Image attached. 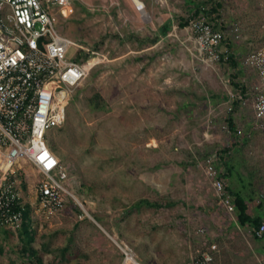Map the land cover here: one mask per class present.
<instances>
[{
	"label": "rangeland",
	"instance_id": "374dc122",
	"mask_svg": "<svg viewBox=\"0 0 264 264\" xmlns=\"http://www.w3.org/2000/svg\"><path fill=\"white\" fill-rule=\"evenodd\" d=\"M41 1L56 30L82 47L91 64L70 96L63 124L48 135L66 167L65 186L77 200L66 197L58 210H37L41 175L27 165L21 188L32 240L25 244L20 227L0 228V264H121V243L140 264H192L203 252L212 256L211 264H259L251 250L264 245V237L255 239L252 227L238 224L236 211L221 203L204 170L206 154L229 145L222 128L229 100L220 95L236 91L235 82L255 84L253 70L230 62L207 65L191 56L186 40L176 35L180 18L192 17L183 0L169 6L144 0L141 10L132 0ZM260 1L227 0L214 14L222 18L238 62L264 44ZM169 13L175 28L154 44L147 41L157 34L158 16L165 20ZM234 21L241 28L235 42L229 39ZM247 103L231 113L247 122V138L238 139L244 142L238 167L264 194V119L256 125ZM242 180L233 182L241 187ZM257 202L258 194L251 211Z\"/></svg>",
	"mask_w": 264,
	"mask_h": 264
},
{
	"label": "built area",
	"instance_id": "2783aa9c",
	"mask_svg": "<svg viewBox=\"0 0 264 264\" xmlns=\"http://www.w3.org/2000/svg\"><path fill=\"white\" fill-rule=\"evenodd\" d=\"M68 1L53 3L66 5ZM225 1L210 0L213 5ZM260 4L264 5V0ZM143 7L136 5L138 10ZM209 7L210 4H202L185 26L192 34L195 56L207 65L228 62L231 50L223 42L227 31L222 18L209 13ZM229 31L233 39L239 38L240 24L234 21ZM82 49L56 30L55 20L41 0H0V228L17 227L22 220V210L28 203L22 194L21 180L27 165L41 175L34 195L37 210H58L66 197L77 200L65 186L68 173L50 148L48 135L63 124L70 96L91 68L83 60ZM241 64L253 70L256 81L245 92L236 88L230 92L228 112L233 113L236 107L246 106L251 100L257 125L264 119V44L249 51ZM222 128L230 133L226 120ZM236 134H242L240 127ZM204 167L221 203L228 211H234L231 194L225 190L212 155L204 157ZM250 232L263 238L264 218ZM118 246L121 264H140L131 247L124 243ZM211 261L212 256L203 252L192 264ZM260 264H264V259Z\"/></svg>",
	"mask_w": 264,
	"mask_h": 264
},
{
	"label": "trees",
	"instance_id": "16d2710c",
	"mask_svg": "<svg viewBox=\"0 0 264 264\" xmlns=\"http://www.w3.org/2000/svg\"><path fill=\"white\" fill-rule=\"evenodd\" d=\"M202 4H205V5L210 4V7L208 8V12L211 14H215V15H218L222 7V4L220 3L213 5L210 2V0H206L205 2L200 3V4L195 3L191 16L196 15L200 11V7L202 6ZM181 19L182 18H180V22H178V25L180 27L187 25L188 23L187 19H183V20ZM171 26H172V22L170 20L164 22L160 26L157 34L155 33L152 38H149L146 40L151 43H155L161 36L165 35L171 29ZM223 42L231 48V46L229 45V43L226 42V40H224ZM228 62H230L234 66L236 65L237 60L235 59V56H233V53H231V56ZM233 84L236 89H239L242 92H245L248 89L247 86L245 87L242 84H239L236 82ZM226 121L230 128L229 135L233 138V140L229 142L228 147H225L219 150L216 149L214 152H210L209 154L212 155L214 158V163L219 170L221 179L224 182L225 190L231 194V198H232L231 200L234 205V210L236 211V217H237L238 224L241 226L248 225L250 227H256L260 224V222L264 218V194L260 191L258 192L256 191V187H258L259 184L256 183L255 181L253 182V177L251 176L245 177V175L241 173V168L238 167V165H240L239 164L240 161H238L239 157H237V154L240 153V151L242 150V146L244 144L242 140L239 141L238 139L247 138L245 131L242 132L240 136L236 134V130L238 126H237L236 120L232 117L231 113L226 118ZM49 146H51L50 143H49ZM50 148H53V146ZM209 154H206V155H209ZM235 177L237 179L243 178L241 182L242 183L241 187L234 184L233 179ZM238 181H241V180H238ZM243 182L245 183V185H247V187H249V189H246L247 187L243 185ZM232 188L236 189V191L234 192ZM257 194L259 197V202H257L258 204L254 205V208L251 211L249 208V203L254 204L253 203L254 196H256ZM139 203L146 204L148 206H154V207L162 206L161 203L150 202L146 199L139 200ZM28 209L29 208L27 207V204H26V208L22 210V220L20 224L17 226V227H20L21 229V235H23L26 238L25 244L27 246L31 243V240H32V234L31 232H29V228L27 226V220L30 218ZM254 238L259 239V237L257 236H254ZM23 248L26 250L25 245L23 246ZM28 254L34 256L35 250L31 248L28 251Z\"/></svg>",
	"mask_w": 264,
	"mask_h": 264
},
{
	"label": "crops",
	"instance_id": "0c3cea01",
	"mask_svg": "<svg viewBox=\"0 0 264 264\" xmlns=\"http://www.w3.org/2000/svg\"><path fill=\"white\" fill-rule=\"evenodd\" d=\"M142 3H143V5L144 6H146V2L144 1V0H140ZM173 2H178L177 0H163V2H161V3H165V5H167V6H169V5H171V3H173ZM134 3V2H133ZM185 3V7H186V13H188V14H192V12H193V9H194V6H195V3H197L196 1H192V0H183L182 1V4H184ZM135 4V3H134ZM197 4H200V3H197ZM161 5V4H160ZM162 5H164V4H162ZM136 6V5H135ZM151 9L153 10V11H155V12H158V13H160V11L159 10H157V6H152L151 7ZM156 9V10H155ZM158 18H160V19H162V22H160L159 23V25H158V28H157V30H159V28H160V26L164 23V22H166V21H171L172 22V26H171V29H173V28H175L174 27V24L175 23H173V17L171 16V13H169L168 14V16L165 18V20H163L164 19V17H161V16H158ZM178 25V24H177ZM176 25V26H177ZM186 26V25H185ZM170 29V30H171ZM185 29H187L186 27H181V29H180V32H176V35L177 36H180V38L182 39V41L183 40H186L185 41V43H184V46H185V48L186 49H188V51H190L191 52V56H193V57H195V59H196V56H195V51H194V48H193V41H192V34H189V35H187V36H185L184 35V32H186L185 31ZM168 31L165 35H163V36H161L158 40H160V39H162V38H165L167 35H169V32H171V31ZM158 32V31H157ZM184 35V37H182ZM231 41H234L235 42V39H233V37L232 36H230V38H229ZM157 40V41H158ZM187 40L189 41V42H191V44H192V47H191V49L190 48H188L187 47ZM152 44H154V43H152ZM230 46H232V44H229ZM239 51H241V50H239ZM233 53V52H232ZM236 54V56L238 55V56H241V54L239 53V52H236L235 53ZM186 55H188L187 53H186ZM236 60H237V63H239L240 65H241V67H243L242 66V64H241V60L239 59V62H238V59L236 58ZM200 61V60H199ZM201 62V61H200ZM251 87V86H250ZM249 87V88H250ZM220 98L221 99H224V100H229V97L227 96V95H225V94H223V95H220ZM232 117L236 120V123H237V126L238 127H240L242 130H243V132L246 130V126H247V122H244L246 125H244L243 124V122H241V121H243L242 120V116H241V113H239L238 115H232ZM243 124V125H242ZM229 137H230V140H229V142H231L232 140H233V138L230 136V135H228ZM208 180H209V178H208ZM252 252V254H254V256H256V258H257V260H258V262H259V264H260V260H263L264 259V245H260V244H256L255 245V247L251 250ZM262 257V258H261Z\"/></svg>",
	"mask_w": 264,
	"mask_h": 264
},
{
	"label": "water",
	"instance_id": "95a60500",
	"mask_svg": "<svg viewBox=\"0 0 264 264\" xmlns=\"http://www.w3.org/2000/svg\"><path fill=\"white\" fill-rule=\"evenodd\" d=\"M132 1L135 3V5H138L139 7H141V5L143 4L142 2H141V4L137 3V1H135V0H132Z\"/></svg>",
	"mask_w": 264,
	"mask_h": 264
},
{
	"label": "bare ground",
	"instance_id": "6f19581e",
	"mask_svg": "<svg viewBox=\"0 0 264 264\" xmlns=\"http://www.w3.org/2000/svg\"><path fill=\"white\" fill-rule=\"evenodd\" d=\"M135 1H137V3H140L141 4V1L140 0H135ZM63 12L65 13V10H63Z\"/></svg>",
	"mask_w": 264,
	"mask_h": 264
}]
</instances>
